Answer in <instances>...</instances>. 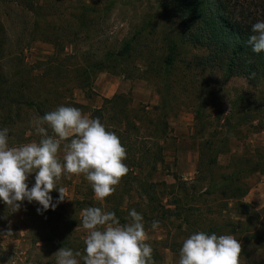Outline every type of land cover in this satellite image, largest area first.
<instances>
[{"label":"rangeland","instance_id":"1","mask_svg":"<svg viewBox=\"0 0 264 264\" xmlns=\"http://www.w3.org/2000/svg\"><path fill=\"white\" fill-rule=\"evenodd\" d=\"M241 1L250 9L252 8V11H258L257 13L261 12L260 5L264 4L262 0ZM17 2L18 0H0V21L5 25L7 39L4 53L0 52V71L8 75L6 79H9L10 84L16 79V73L20 67L23 68V75L26 80L29 79L31 96L41 106L37 110L32 104L22 105L18 109L23 115L22 120L12 118L8 123H0V129L7 128L9 130L10 146L38 142L41 137L36 133L35 126L39 117L42 113L53 111L61 105L79 108L83 114L91 118V110L102 106L105 97L112 100L109 104L112 106L120 105L127 100L130 102V107L147 105L148 109H151L159 104L160 95L165 92L163 85L167 79L163 74H159L154 81L139 76L130 77L102 70L93 75L92 87L96 94L88 96L76 86L72 88V91L68 90L67 86L73 85V82L69 76L65 77V72H56L52 68L51 71H47L49 67L47 64H51L49 58L53 56L54 46L52 41L43 34L47 31L50 32L52 29L49 28L61 20L64 26L63 34L69 36L72 35V32H79L73 44L74 50L93 51L117 46L124 39H132L137 34L138 27L149 21L148 28L146 25L144 26L149 30H146L149 34L141 35V47L139 48L141 54L135 61L141 66L144 61H151L156 63V66H161L169 52L166 33L170 29L167 24L174 27V23L169 16H167L168 21L165 22L166 14L162 15L161 7L156 0H95V3L103 2L106 5L112 2L110 11L101 9L99 13H89L84 17L79 16V7L84 3H90V0L46 1L47 4L49 3L47 5L50 8L49 14H43V12L38 14L27 10L21 3V5H17ZM53 4L56 8L53 7ZM15 6H19L22 10H13ZM70 13H75L74 17ZM94 19L95 21L92 23L91 20ZM86 22L87 24L84 25ZM152 22L156 24V29L153 31L151 30ZM87 35H92V37L89 38ZM173 39L176 41V38ZM68 49L67 51H70V48ZM201 53H203L201 49L188 45H179L175 49L176 70H174L173 76H168V80L173 81L174 98L172 105L168 108V130L161 139L164 146L165 164L159 165V169L155 172L144 171L141 174V179L153 182L165 180L168 184H172L176 182L173 177V173H176L181 180L191 183L197 175L200 144L204 142V137L208 136V132L215 125L222 133H225L227 128H231V133L225 134L229 140L228 144L225 145V150L218 155V162L224 167L222 170H225V167L235 156L240 158L237 159L238 165L253 164V162L264 160V80L256 86H252L245 78L234 77L225 81L220 78L218 72L202 73L201 70L192 68L190 71H195L193 78L197 79L189 80V93H183L176 84L179 77L184 78L183 69H186L180 59H190L195 54ZM17 55L19 58L16 60L14 57ZM20 60L23 62L19 63ZM78 60L81 62V57ZM46 72L49 74L46 77L42 76V73ZM35 76L38 77L34 78ZM205 77L210 78L207 83L202 82ZM199 81L202 83L198 89H195V93L197 91L198 94L190 93V90H194L193 83H200ZM235 99L239 100L238 104L234 103ZM198 109L204 111L205 118L196 116ZM221 109L225 113L221 115V120L217 123L215 117ZM5 113L4 109L0 110V119L5 116ZM227 115L230 116L229 123L225 119L228 117ZM49 134H51L50 129ZM225 135H220L218 139ZM253 154L257 156H253ZM59 155L62 160L63 149ZM34 177L35 173L29 176L27 181L29 187L34 184ZM244 178L250 185V191L244 200L252 207L242 209L235 204V201H232L231 211L224 210L223 215L234 220H245L244 212L246 210L249 212L250 225H245V227L251 231L250 233L261 235L262 239L255 238L247 241L243 238L244 234L232 235L241 244L239 264H264V171L245 173ZM204 184L207 185V183ZM58 186L65 188L66 197L59 204L65 205L66 215L69 212L82 215L85 209L78 210V206L76 207L73 201L84 198L94 199L95 207L102 208L104 211L118 207L120 213L122 211L121 216L125 223L130 221L129 212L132 209L142 215L151 213V203H148V198L146 196L138 197L135 192L128 196L123 188V182L118 185V191L106 197L104 201L95 198L91 184L83 174L62 175ZM205 186L199 184V188ZM188 190L189 194L193 195V192ZM51 195L55 202L59 193L54 189ZM157 196L166 205L172 199L170 191H157ZM215 196L222 199L219 194ZM34 203L35 207L32 208L28 206L27 201H24L21 209L12 213L6 204L0 202V264H33L30 261L34 258L32 255L36 251L41 253V256L38 254L35 257L40 256L38 258L43 259V264L50 260L46 259L47 254L42 256L45 252L42 249H35L33 254L31 251L34 249L32 244V237L35 236L34 227L37 226L40 229L44 224L47 229L52 227V223L48 224L47 218L39 220L40 218L33 216V214H38L36 209L40 207L37 202L34 201ZM190 203L198 204L202 208L203 218L215 217L212 213L203 211L205 206H201L199 201L190 198ZM126 207L128 210H125ZM56 210L62 209L57 206ZM143 218L148 236L146 241L152 249H158L162 256V260L159 261L154 258L152 252L153 264H178L180 248L184 239L187 238V235L181 231H188L187 226L183 225L182 229H178L177 225L180 224V220L171 218L172 221L168 219L165 222L167 227L163 223H159V227L153 230L151 227L153 220ZM218 219L220 220V217ZM125 223L121 222V224ZM76 224L74 229L77 234L86 237V230L82 228L81 224ZM241 226L243 225H239V227ZM9 231L11 232L9 233ZM226 233L224 234L227 235ZM174 240L178 241L181 246L174 249L163 246L167 243L173 245ZM46 264L51 263L49 261Z\"/></svg>","mask_w":264,"mask_h":264},{"label":"trees","instance_id":"2","mask_svg":"<svg viewBox=\"0 0 264 264\" xmlns=\"http://www.w3.org/2000/svg\"><path fill=\"white\" fill-rule=\"evenodd\" d=\"M46 1L18 0L17 5L22 4L25 9L38 14L42 12L43 14H49L50 8L47 7L49 3L47 4ZM156 1L161 7L162 15L166 14L165 22L168 21L167 16H169L174 23V27L166 23L170 29L166 33L169 52L163 59L161 66H156V63L154 64L151 61H144L141 66L135 61L141 54L139 51L141 35L144 33L149 34L146 31L148 29L144 28L145 25L148 28L149 21L142 25V28L138 27L137 34L132 39H124L117 46L93 51H80L74 50L75 47H73L79 32H72V35L69 36L63 34V21L59 20V23H55L54 26L49 28L52 29L50 32L43 33L46 38L52 41L54 46L53 56L49 58L51 64H47V67L49 66L47 71H51L52 68L56 72H65V77L69 76L73 82V85L69 84L67 86L68 90L72 91V88L76 86L88 96L96 94L92 83L93 75L97 71L108 70L114 74H124L130 77L139 76L154 81H156L159 74L166 76L167 79L163 85L165 92L160 95L159 104L151 109H148L147 105L130 107L128 100L120 105L112 106L109 105L112 100L105 97L102 106L91 110V118L99 117L106 129L115 132L122 146L126 148L127 157L124 163L129 171L121 178L125 193L131 196L135 192L138 197L146 196L148 198V203H151V213H144L143 217L159 221L165 227H167L165 222L168 219L180 220L177 228L182 229V226L186 225L189 230L181 232L187 237L195 232L204 231L208 234L216 233L218 236L225 235L226 232L227 235L244 234L243 238L247 241L255 238L262 239L261 235L250 233L251 231L245 227V225H250L247 210L244 212L245 220H234L223 215L224 210L231 211L230 204L232 201H235V204L242 207V209L252 207L250 203L244 200L250 191V185L245 180L244 175L259 170L264 171V160L253 162V164L238 165L237 159H240L238 156L233 157L225 170H222L224 167L219 164L218 155L225 150L224 147L228 144L229 140L225 134H230L231 128H227L226 132L222 133L219 127L215 125L208 132V136L204 137V142L200 144L199 149L197 175L191 183L181 180L176 173H173L176 182L172 184H168L165 180L153 182L144 178L141 179V174L144 171L155 172L159 169V165L165 164L164 146L161 139L168 130V108L172 105L174 98L173 81L168 80V76H173V72L176 70L174 64L175 49L179 45H188L203 51L201 54H195L193 58L180 59L187 70L183 69L184 78L179 77L176 84L183 93H189L188 81L197 79L193 78L195 71H190L192 68L201 70L202 73L208 71L218 72L220 78L225 81L234 77L245 78L249 84L256 86L264 80V52L254 53L247 41L249 36L253 34L251 33V25L258 20H264V4L260 5L261 12L257 13L258 11H252V8L250 9L241 0ZM262 3H264V0H262ZM15 7H13V10H22L19 6ZM53 7H55L54 4ZM111 7L112 2L106 5L103 2L95 3V0H90V3H84L79 7V16L84 17L89 13H99L101 9L108 12ZM73 14L75 13H70L74 17ZM91 21L93 23L95 19ZM151 26L152 31L156 29V24L153 22ZM4 27L5 25L0 21L1 53H4L7 41ZM47 35L51 36L48 37ZM87 37L91 38L92 35H87ZM173 38H176V41ZM68 48H70V51H67ZM80 57L81 62L78 60ZM14 58L17 60L19 57L17 55ZM21 62L23 61L20 60L19 63ZM23 73L24 70L20 67L16 73V79L9 84V79H6L8 75L0 71V110L4 109L6 111L5 116L1 117L2 121L0 119V123H8L12 118L22 120L23 115L18 111L22 105L32 104L37 110L41 106L31 96L29 79L26 80ZM48 74V72L42 73V76L46 77ZM18 76L20 79H18ZM36 77L38 76L34 78ZM209 80L210 78L205 77L202 82L207 83ZM199 82L193 83L194 90H190V93L198 94L197 91L195 93V89H198L202 83ZM234 103L238 104L239 100L235 99ZM224 113L225 111L222 109L219 110L215 117L217 123L220 122L221 115ZM44 114L45 112L41 114V117ZM196 116L205 118L204 111L201 109L196 110ZM225 119L228 123L230 122V116ZM223 134L225 136L218 139ZM253 156L257 155L253 154ZM226 170L228 171L226 172ZM204 183H207V185L205 186ZM199 184L205 187L199 188ZM118 187L117 185L114 194L118 191ZM188 189L193 192V195L189 194ZM160 190L170 191L172 199L168 205L162 203L157 196V191ZM217 194L221 195L222 199L215 196ZM190 198L199 201L201 206H205L203 211L206 210L215 217L203 218L202 208L198 204L190 203ZM73 202L76 207L78 206V210L96 206V201L91 198L78 199ZM34 204V202L29 203L28 206L33 208V206L35 207ZM58 207L62 210L55 209L53 211L49 209L43 214H33L36 218H40L39 220L47 218L48 224L52 223V227L47 229L45 224L40 229L37 226L34 227L35 236L32 237L34 247L31 250L32 254L35 249H42L45 251L42 256L47 254L46 259H50L45 264L49 261L51 264H55V253L60 248L66 247L71 248L74 252H80L81 256L77 259L80 260V264H83L82 257L85 254L86 245L84 240L86 237L77 234L74 229L76 223L81 224L82 215H76L74 212H69L66 215L65 205L59 204ZM119 210L118 207H114L108 211L114 212L116 217L122 223H125L122 220V211L120 213ZM125 210H128L127 207ZM241 213L243 214L242 211ZM238 224L244 227H239ZM172 244L167 243L163 246L173 249L181 246L178 241ZM37 252L32 255L34 258L30 262L43 264V259L38 258L41 253ZM38 254L40 256L35 257ZM153 254L155 259L162 260L158 249L154 248Z\"/></svg>","mask_w":264,"mask_h":264},{"label":"clouds","instance_id":"3","mask_svg":"<svg viewBox=\"0 0 264 264\" xmlns=\"http://www.w3.org/2000/svg\"><path fill=\"white\" fill-rule=\"evenodd\" d=\"M251 33L247 43L252 51L264 52V20L252 24ZM8 131L0 129V202L12 213L24 201L37 202L38 214L54 211L66 197L58 181L68 174H83L95 198L104 201L129 171L124 163L126 148L117 134L107 130L99 117L90 118L73 106L61 105L39 117L35 126L41 137L38 142L10 146ZM32 173L35 182L29 187ZM54 189L59 193L55 202ZM129 217L128 223L121 224L114 212L99 207L83 210L81 225L87 233L83 264H153L143 215L132 209ZM151 227L157 229L159 221H152ZM240 252L241 244L232 235L198 231L184 239L178 264H239ZM80 256L62 247L55 253V264H80Z\"/></svg>","mask_w":264,"mask_h":264}]
</instances>
